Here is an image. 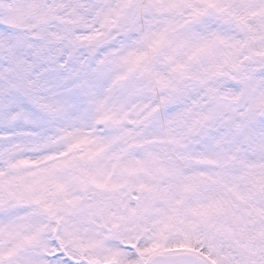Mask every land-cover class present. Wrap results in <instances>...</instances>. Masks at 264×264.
I'll list each match as a JSON object with an SVG mask.
<instances>
[{
	"label": "snow or ice",
	"instance_id": "obj_1",
	"mask_svg": "<svg viewBox=\"0 0 264 264\" xmlns=\"http://www.w3.org/2000/svg\"><path fill=\"white\" fill-rule=\"evenodd\" d=\"M0 264H264V0H0Z\"/></svg>",
	"mask_w": 264,
	"mask_h": 264
}]
</instances>
